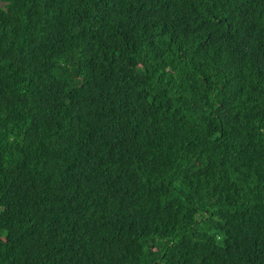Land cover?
Returning <instances> with one entry per match:
<instances>
[{
	"label": "trees",
	"instance_id": "16d2710c",
	"mask_svg": "<svg viewBox=\"0 0 264 264\" xmlns=\"http://www.w3.org/2000/svg\"><path fill=\"white\" fill-rule=\"evenodd\" d=\"M0 264H264V0H0Z\"/></svg>",
	"mask_w": 264,
	"mask_h": 264
},
{
	"label": "bare ground",
	"instance_id": "6f19581e",
	"mask_svg": "<svg viewBox=\"0 0 264 264\" xmlns=\"http://www.w3.org/2000/svg\"><path fill=\"white\" fill-rule=\"evenodd\" d=\"M41 5V4H40ZM31 16V15H30ZM45 17V16H44ZM36 23V22H34ZM82 27V26H81ZM73 50V49H72ZM252 51V50H251ZM67 56V55H66ZM66 62V61H65ZM178 71V70H177ZM150 76V75H149ZM18 111V110H17ZM10 115V114H9ZM15 117V116H14ZM18 122V121H17ZM223 161V160H222ZM53 165V164H52ZM51 167V165H50ZM34 181V180H33ZM241 184V183H240ZM129 209V208H128ZM200 211V210H199ZM94 212V211H93ZM97 214V213H96ZM191 214V213H190ZM103 217V216H102ZM215 222V221H214ZM232 222V221H231ZM236 225V224H235ZM209 226V225H208ZM127 227V226H126ZM214 228V227H213ZM255 234V233H254ZM206 241V240H205ZM88 246V245H87ZM85 248V247H84ZM82 251V250H81ZM87 251V250H86ZM229 256V255H228Z\"/></svg>",
	"mask_w": 264,
	"mask_h": 264
}]
</instances>
